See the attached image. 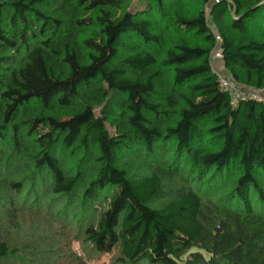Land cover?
I'll return each mask as SVG.
<instances>
[{"label":"trees","instance_id":"trees-1","mask_svg":"<svg viewBox=\"0 0 264 264\" xmlns=\"http://www.w3.org/2000/svg\"><path fill=\"white\" fill-rule=\"evenodd\" d=\"M191 1L0 0L6 219L25 192L122 264H264V99L235 104L211 60L264 90V0ZM52 236L0 237V264Z\"/></svg>","mask_w":264,"mask_h":264},{"label":"rangeland","instance_id":"rangeland-1","mask_svg":"<svg viewBox=\"0 0 264 264\" xmlns=\"http://www.w3.org/2000/svg\"><path fill=\"white\" fill-rule=\"evenodd\" d=\"M198 1V2H197ZM216 0H210V3L205 5V9L210 14V5ZM199 0H192L188 3L191 9L195 8ZM215 34L218 36V29L211 25ZM219 40V39H218ZM220 42V40H219ZM17 58L15 65L19 63ZM212 66L216 73L221 77L233 79L232 75L225 69L222 59L221 49L218 46L212 53ZM255 98L264 99V90H253ZM99 113V111H98ZM112 132L115 129L111 128ZM187 181H179L171 185L172 188L188 187ZM25 192L21 196H16L17 200V220H8L5 218V207L0 203V237L6 239L11 244L20 242L23 239L30 240L36 236L50 238L56 235L54 240L57 242V254L47 257L42 264H122L119 261V249L116 248L110 253H97L93 248L85 245L79 238V221L75 219H67L61 213L68 210V202L66 205H61L58 208H51V202L47 199H42V196H37L33 200H25ZM4 207V208H3ZM72 215V214H71ZM65 221V222H64ZM217 227H221L217 225ZM48 240V239H47ZM50 240V239H49ZM204 259H207V254L202 251ZM41 259V258H40ZM186 259V257H185ZM32 264H41L40 261L32 262ZM138 264H149L147 261H142ZM181 264H186L182 261Z\"/></svg>","mask_w":264,"mask_h":264},{"label":"built area","instance_id":"built-area-1","mask_svg":"<svg viewBox=\"0 0 264 264\" xmlns=\"http://www.w3.org/2000/svg\"><path fill=\"white\" fill-rule=\"evenodd\" d=\"M219 84L221 89L230 94L235 104L242 99L255 97L253 96L254 89L244 87L228 77L219 76Z\"/></svg>","mask_w":264,"mask_h":264},{"label":"water","instance_id":"water-1","mask_svg":"<svg viewBox=\"0 0 264 264\" xmlns=\"http://www.w3.org/2000/svg\"><path fill=\"white\" fill-rule=\"evenodd\" d=\"M220 229H221V227H218V228H217V231H219ZM203 261H204V260H203ZM204 262H205V261H204ZM204 262H203V263H204Z\"/></svg>","mask_w":264,"mask_h":264}]
</instances>
